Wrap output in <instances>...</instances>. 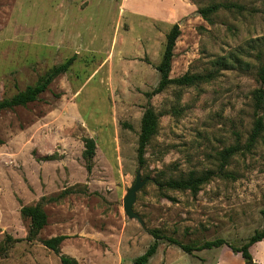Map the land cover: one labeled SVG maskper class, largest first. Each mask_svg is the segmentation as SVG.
Wrapping results in <instances>:
<instances>
[{
  "label": "rangeland",
  "instance_id": "obj_1",
  "mask_svg": "<svg viewBox=\"0 0 264 264\" xmlns=\"http://www.w3.org/2000/svg\"><path fill=\"white\" fill-rule=\"evenodd\" d=\"M233 3L208 21L198 8ZM178 24L169 77L204 78L190 86H156L165 36ZM75 55L38 100L0 112V243L22 239L0 264H60L40 241L68 236L60 252L78 264H130L152 242L148 230L195 247L224 239L240 247L264 229V128L248 146L264 61V0H0V101L33 85ZM247 63L248 66L239 65ZM146 108L157 115L142 166L136 150ZM95 143L91 172L84 140ZM236 147L228 159L221 154ZM140 168L148 181L128 219L122 200ZM211 172L197 192L160 188L169 179ZM46 202V225L24 240L22 206ZM249 251L264 264V240ZM227 246L184 253L160 240L153 264H214ZM133 264V263H132Z\"/></svg>",
  "mask_w": 264,
  "mask_h": 264
},
{
  "label": "trees",
  "instance_id": "obj_2",
  "mask_svg": "<svg viewBox=\"0 0 264 264\" xmlns=\"http://www.w3.org/2000/svg\"><path fill=\"white\" fill-rule=\"evenodd\" d=\"M220 9L231 10L235 9L237 11L242 10V7L233 3H215L208 5L203 8H198V14L200 17L208 21L209 16ZM180 35V29L178 24H173L165 36V44L162 51V55L159 63L154 67L158 72L159 80L156 86L151 90V92L144 93V96L149 99L151 96L162 92L165 88L170 85L176 86H190L199 81L203 80L202 75H193L185 73L178 78H170L169 72L171 67V62L173 59V50L177 38ZM75 60V55L65 60L63 63L51 67L42 76H40L33 85H28L23 91H20L8 99H3L0 101V112L6 110H12L16 107H24L29 103L38 100V97L46 91L49 84L57 78L59 75L65 73ZM239 65L248 66L247 63H239ZM256 76L260 83V88H258L253 93V106L255 111H259L264 106V61L261 62L256 68ZM158 119L157 115L151 108H146L141 117L140 131L138 135V145L136 150V159L138 166H142L145 162L144 154L145 148L151 138L154 136L157 130ZM264 123L261 117L255 118L252 131L248 138V146H251L259 137L263 131ZM236 151V147H230L225 149L221 156L226 160L231 157ZM95 156V143L93 139L87 138L84 140V151L82 157L85 160V170L87 173L91 172L92 160ZM211 178V172L203 173L199 176L190 173L185 179H169L165 182H158L160 188H166L170 190H189L191 192H197L201 185L207 183ZM66 190L60 192L55 197H50L46 199L41 197L40 201L33 206H22L20 209L21 217L28 222L27 235L24 240L28 242L35 241L39 235V232L46 225V214L43 211V204L46 202H56L63 196L67 195ZM149 235L152 237V242L148 245L144 253L133 259V264H147L149 259L154 256L160 244V240L165 239L170 245H175L179 247L184 253L190 254L192 251L209 250L212 248H219L222 246H227L233 253L239 254L243 261H252V256L249 248L260 241L264 240V229L261 231H256L249 237L247 242H245L240 247H235L228 244L224 239H215L213 241H206L201 245L191 247L180 243L176 239L170 237H164L158 231L150 229L148 230ZM65 235H58L50 237L47 239H42L40 243L48 250H50L59 259L60 264H78L75 258L68 255L62 254L60 252V244L67 238ZM18 240L22 239H12L10 236H5L4 240L0 243V257L4 255L10 247ZM257 264V263H252Z\"/></svg>",
  "mask_w": 264,
  "mask_h": 264
},
{
  "label": "water",
  "instance_id": "obj_3",
  "mask_svg": "<svg viewBox=\"0 0 264 264\" xmlns=\"http://www.w3.org/2000/svg\"><path fill=\"white\" fill-rule=\"evenodd\" d=\"M148 181V178L141 179L140 168L136 171L135 179L131 187L126 191L123 200V212L128 219L136 220L142 227L144 223L140 216L133 211V204L135 202L137 191ZM253 261L245 262V264H252Z\"/></svg>",
  "mask_w": 264,
  "mask_h": 264
},
{
  "label": "crops",
  "instance_id": "obj_4",
  "mask_svg": "<svg viewBox=\"0 0 264 264\" xmlns=\"http://www.w3.org/2000/svg\"><path fill=\"white\" fill-rule=\"evenodd\" d=\"M157 251H158V249H157ZM156 253L154 254V256H152L149 259L147 264H153L152 260L154 259ZM119 261H120L119 263L122 264L121 259ZM240 263H241V261L239 259H236L232 254L230 255V253H227V252H224L222 255L218 256L216 261L214 262V264H240ZM130 264H132V263H130ZM167 264H171V263H167Z\"/></svg>",
  "mask_w": 264,
  "mask_h": 264
}]
</instances>
